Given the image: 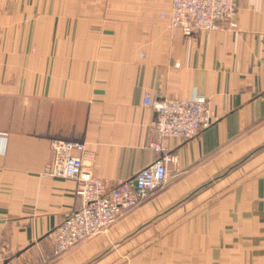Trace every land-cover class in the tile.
<instances>
[{
	"label": "crops",
	"instance_id": "0c3cea01",
	"mask_svg": "<svg viewBox=\"0 0 264 264\" xmlns=\"http://www.w3.org/2000/svg\"><path fill=\"white\" fill-rule=\"evenodd\" d=\"M171 0H0L3 264H264V0L237 27L185 36ZM152 99L205 97L214 122L165 139L168 180L98 235L52 258L76 183L43 174L52 139L83 143L109 188L161 152Z\"/></svg>",
	"mask_w": 264,
	"mask_h": 264
},
{
	"label": "built area",
	"instance_id": "2783aa9c",
	"mask_svg": "<svg viewBox=\"0 0 264 264\" xmlns=\"http://www.w3.org/2000/svg\"><path fill=\"white\" fill-rule=\"evenodd\" d=\"M237 9L238 0H171L168 12L161 17L189 36L200 31L235 29ZM143 105L156 114L153 124L156 141L151 147L161 153L151 164L113 188L92 174L88 164L92 153L83 143L62 139L50 141L53 159L46 164L43 174L73 179L78 199L75 209L48 235L53 260L103 232L163 187L168 180V165L174 160L164 151L162 142L165 139L189 140L214 122L212 109L203 96L155 101L146 91ZM3 262L4 250L0 248V264Z\"/></svg>",
	"mask_w": 264,
	"mask_h": 264
}]
</instances>
